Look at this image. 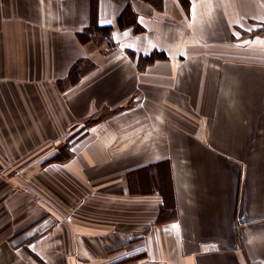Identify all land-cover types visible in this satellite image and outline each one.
<instances>
[{
	"label": "crops",
	"instance_id": "crops-1",
	"mask_svg": "<svg viewBox=\"0 0 264 264\" xmlns=\"http://www.w3.org/2000/svg\"><path fill=\"white\" fill-rule=\"evenodd\" d=\"M263 20L264 0H0V168L72 152L31 191L0 177V264H264V40L241 35Z\"/></svg>",
	"mask_w": 264,
	"mask_h": 264
},
{
	"label": "rangeland",
	"instance_id": "rangeland-1",
	"mask_svg": "<svg viewBox=\"0 0 264 264\" xmlns=\"http://www.w3.org/2000/svg\"><path fill=\"white\" fill-rule=\"evenodd\" d=\"M262 24H251L249 25V31H243L242 30V37H249V38H253L255 36L257 37H262L264 40V20L262 21ZM251 29V31H250ZM112 110H104V112L99 111L98 113H94L93 115L89 116L87 119H90L92 117L95 118L94 120L91 121H95L96 119H100L102 116H104L105 114L111 112ZM86 119V120H87ZM90 121V122H91ZM82 123H86V121L84 120ZM15 126L13 125H9V128H13ZM66 136V135H65ZM64 135L61 138H58V140L56 139H51L44 142L43 144H41L38 148H36V150L32 151V152H27L25 151V153H23V161L21 164H23V166H19L15 167V163L18 164L21 161L18 160L17 158H13V159H8L9 163H8V168H0V177L6 178L7 181L9 182V184H7L8 187V191L15 190L14 188H17L18 190H23V191H31L32 190V186L36 187V185L33 182V179H41V180H45L48 178L49 176V166L47 165L48 163H50V161H54L52 159L47 158V155L49 152H51L52 147L56 148V150L58 151L60 148L63 147V149L61 150V156L62 154L65 155L64 152V148L65 146L69 145L68 139L65 137ZM15 139V138H14ZM14 139H10L9 138V142H12ZM35 141V140H34ZM14 155L12 153H10L8 156L9 158H11V156ZM44 158L45 160H43V166L41 165L40 169H36L33 167H29L30 165H28L26 162L30 161V160H36L37 158ZM50 175H54L53 173ZM1 179V178H0ZM5 186L4 181H2V179L0 180V192H4V189H1V187L3 188ZM47 184L46 183H42V187L39 188L40 191H47Z\"/></svg>",
	"mask_w": 264,
	"mask_h": 264
},
{
	"label": "trees",
	"instance_id": "trees-1",
	"mask_svg": "<svg viewBox=\"0 0 264 264\" xmlns=\"http://www.w3.org/2000/svg\"><path fill=\"white\" fill-rule=\"evenodd\" d=\"M263 22L262 21H260V22H256V24H262ZM247 31H249V29L247 30ZM250 31H251V29H250ZM151 57V56H150ZM152 57H153V55H152ZM151 57V58H152ZM142 58H144V57H142ZM95 118H93L92 119V117L90 118V119H87V120H85L86 121V125H89L90 123H92L93 121H91V120H94ZM97 120V119H96ZM91 121V122H90ZM68 138V137H67ZM69 147H70V144L68 145V146H65V148H64V152H65V155H63L62 154V156H61V150L63 149V147L62 148H60L58 151H57V153H55L52 157H50L49 159H52V160H55V161H57V160H60V161H62V160H64V159H66L67 157H69L71 154H72V152H71V150L69 149ZM122 261H125V259H123V260H121V262Z\"/></svg>",
	"mask_w": 264,
	"mask_h": 264
}]
</instances>
